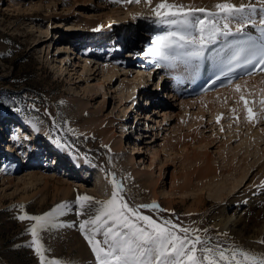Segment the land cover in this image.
<instances>
[{
    "label": "rangeland",
    "instance_id": "374dc122",
    "mask_svg": "<svg viewBox=\"0 0 264 264\" xmlns=\"http://www.w3.org/2000/svg\"><path fill=\"white\" fill-rule=\"evenodd\" d=\"M106 1L0 0V125L12 123L14 128L19 124L20 130H26L21 131L25 132L21 136L33 130L41 134L38 139L34 137L30 146L22 144L29 136L19 142L28 152L24 156L13 153L20 148L18 142L12 150L10 141H0V264H41L35 247L29 246L33 240L29 229L34 222L21 221L18 217L25 213L43 215L61 204L71 206L55 218V223L61 226L41 233V243L51 250L45 253L46 258L67 264H97L85 233L79 229L86 216L79 208L77 196L87 195L94 201L109 200L114 190L112 175L124 185L123 195L130 206L155 202L165 210L141 208L143 215L152 216L158 222L170 219L180 227L199 230L202 237L215 239L218 235L215 224L238 211L245 215L246 221L256 218L264 222V175L261 172L264 169V123L252 130L239 126L231 112L235 102H231L229 108H220L213 118L208 112L205 117L199 115L203 118L200 128L209 138L212 165L217 167L218 173L207 179L208 183L199 182L195 175L187 190L186 202L176 198L173 209L169 208L172 186L182 184V180L173 184L172 174L180 176L192 172L201 167L199 163L184 162L182 158L174 160L175 157L167 162L157 200L140 187L128 166L124 171L119 168L122 166L118 161L119 153L111 147L116 139L123 140L122 156L135 155L136 168L144 172L150 169L151 151L158 150L166 137L174 138L172 132L177 125L185 133L188 125L180 123L192 121L193 126L198 110L182 112L179 99L185 96L182 93L185 85H181V92L176 94L168 69L156 67L152 58L142 54L163 31L153 23L154 16L138 4H127L129 13L123 9L115 13L126 7V3L120 1L123 6L104 9L101 6H105ZM194 3L181 4L214 10ZM107 21L119 24L101 25ZM93 22L97 23L98 30L92 27ZM258 98L254 93L250 97L256 112L264 106L261 103L264 98L259 102ZM164 113L170 118L165 120ZM220 115L228 119L221 125L217 124ZM260 130H263L262 135H254ZM5 144L10 154L2 152ZM54 154H64L78 161L81 168L91 172L90 180L82 182L80 176L76 180L79 168L67 167L60 161L55 164ZM166 160L162 156L158 166H153L155 178ZM32 164L47 165L56 175L54 178L63 181L51 183L45 192L23 202L19 200L16 187L8 181L24 179ZM233 164L236 171L230 175ZM6 166L14 171L4 177ZM242 177L240 191L230 194L234 183L241 182ZM99 178L106 184L97 188L95 183ZM69 182L73 184V193L64 197L56 188ZM37 186L43 187V184ZM201 194L204 203L200 210L194 211L193 203ZM250 231H246L247 234L258 236L254 229ZM263 233L257 237L259 241L264 238ZM97 239L102 237L97 236Z\"/></svg>",
    "mask_w": 264,
    "mask_h": 264
},
{
    "label": "snow or ice",
    "instance_id": "6c2138e0",
    "mask_svg": "<svg viewBox=\"0 0 264 264\" xmlns=\"http://www.w3.org/2000/svg\"><path fill=\"white\" fill-rule=\"evenodd\" d=\"M145 2L152 5V0ZM213 8L160 0L151 11L153 23L163 31L142 54L152 58L156 67L183 66L193 78L208 62L212 82L224 78L225 87L245 75L264 72V3L257 9L253 3L237 6L224 0ZM258 14L259 20L256 19ZM248 26L251 30H246ZM236 90L240 91L238 83ZM244 105L251 121L254 119L252 109L248 108L246 100ZM111 184L114 190L107 201L77 196L79 208L86 216L79 229L85 233L97 264H264V253H253L235 244L226 248L210 236L202 237L199 230L180 227L170 219L158 222L152 216L143 215L141 208L165 210L155 202L130 206L123 195L124 185L115 175L111 177ZM70 208L68 204H61L43 215L25 213L18 217L21 221L34 222L29 229L33 237L29 246L35 247L41 264H67L46 258L45 253L51 250L41 243V233L60 227L55 218ZM258 242L264 244V239Z\"/></svg>",
    "mask_w": 264,
    "mask_h": 264
},
{
    "label": "bare ground",
    "instance_id": "6f19581e",
    "mask_svg": "<svg viewBox=\"0 0 264 264\" xmlns=\"http://www.w3.org/2000/svg\"><path fill=\"white\" fill-rule=\"evenodd\" d=\"M120 1L125 2L126 7H121L119 8V10L117 9L115 13H120L122 9L125 10L126 13H129L130 10L127 4H131V5L138 4L140 5V7L144 8L148 14H151V15H153L151 11V7L155 6V4L160 2V0H152V5L149 6L146 4L145 0H140L139 3H136V0H131V2H129V0H114V1L107 0L105 3L106 5L101 6V7L104 9L105 7L107 8L110 7L109 9H112L111 6L113 5L115 7L118 5H122L120 4ZM66 2L67 0H63V3H66ZM169 2L177 3V4L195 2L194 4H197L200 6L206 5L207 7H211L212 9H213L212 5L215 4V1L213 2V1H206V0L205 1L203 0H195V1L193 0H178V1L169 0ZM231 3L237 6H239L241 3L245 5L249 3H253L255 4L257 9H259V6H261L262 3H264V0L263 1L262 0H231ZM258 16L259 14L256 17L257 20H259ZM111 23L115 25L119 24V23H115L112 21H107L106 23H101V25L105 27V25L111 24ZM91 25L93 28L98 29L96 22H93ZM246 30H251V27ZM167 69L169 71L168 73L169 77L173 78L174 88L173 87L172 88L176 94L177 92H181V89H179L181 85H185V88H187L188 84L194 79L192 75L183 66L177 67L175 69H172V68H167ZM109 70L110 69H108L107 71L109 72ZM141 75L138 76L139 78L141 77L140 79H142ZM237 83L240 85L239 92L236 90ZM251 83L254 84L253 87H251ZM98 85L101 86V82H98ZM253 93L257 94V96L259 97L258 102L260 101V99L264 98V72L262 74L253 75L249 78L240 79L234 82L228 88H225V89H222L214 93H210V94H203L196 98H189V96H186V91H185L184 92L185 96L180 97L179 99L181 100L180 108L182 112L184 113L190 112V110H195V111L196 109L198 110L197 111L198 116L197 115L194 116V119L196 120V122L193 124V126H192L191 120H190L191 122H187L186 124L183 122L180 123V124H184V126L188 125V130L186 131L187 133L186 132L184 133L183 129L179 127L178 125L175 128H173L172 133H173V136L175 137L173 138L172 136L169 135L170 137H166L164 139L163 145L158 150L151 151V157H150L151 164L149 167L150 169L146 171L144 170V172L136 168L137 161L135 159V155L126 154L122 156L121 151L124 148V145L122 144L123 140L116 139V141L113 142L111 147L116 153H119L118 161H121L120 165H122V166H119V168L122 171H124V169L128 166L130 175L135 179L136 182L140 183V187L147 189L151 193L152 199L157 200L159 196L158 189L164 183L162 181L163 173H165V170L163 168L166 166L167 162L169 163L171 159L175 157L174 160L182 158L184 162L193 161L195 163H199L201 167L192 172L188 173L187 171V173H184L183 175H180V176H178L177 173L172 174V183L174 184L175 182L182 180V184L180 186H175V185L172 186V192L170 194V199H169V208L173 209L176 198H180L182 199L183 202H186L187 190H189V187L192 186L195 175L197 177L196 179L199 182L201 181L205 183L208 181L207 179H209L215 174L217 175L218 173L217 167L215 168V166L212 165V160H211L212 158L208 152V147L210 146V143H208L209 138L207 139V136L203 134L204 132L202 128H200V126L203 123V118L199 117V115H201L202 117H205L206 112H208L211 115L210 117L213 118V115L217 114L220 108H222L223 106H227L229 108L231 102H235L236 104L234 105V107L231 108V112L236 116L238 125L241 127L242 126L247 127V129L252 130L254 126H258L259 124L262 125L264 123V106L259 105L260 110L258 112L255 111V109L253 108L254 103L250 100V97L252 96ZM176 94L175 96H177ZM241 96L244 97V100H241ZM176 99L178 100L177 97ZM245 100L248 101V108L252 109V112L254 115V119H252L251 121L249 120L248 111L244 105ZM87 103L88 102H86V104ZM163 117L166 120L170 118V115H168V113H164ZM227 120L224 116L220 115L217 120L218 121L217 124L221 125L224 121H227ZM18 126L20 125L16 124L14 128L17 129ZM231 126L233 127L234 124ZM2 127H3L2 132H4L5 130V132L6 131L9 132V134L11 130H14V128H12V123L4 124ZM18 130H20V128H18ZM16 132L21 133V131L20 132L16 131ZM221 132H224V131L222 130ZM259 133L262 135L263 130L257 131L254 135H257V134L259 135ZM40 135H41L40 131H37V130L28 132L26 133L25 136H29V140H26L22 144L26 143L27 146H30V144L34 142L33 141L35 139L34 137H37L38 139L40 138ZM251 136L252 135H250V138ZM241 137L244 138L243 135ZM217 139L219 140V142H221V138L218 137ZM229 140H226V141L229 142ZM190 143H192L193 145L192 147L194 148H192L189 145ZM19 147L20 148L15 149L16 148V144H15L13 147L10 146L9 148H12V150L15 149V152L12 151L15 154V156H19L21 154L24 156L28 154L27 150L26 149L24 150V147H21V144L19 145ZM135 148L133 150H135ZM148 150H151V149H148ZM162 152H164V154H162ZM47 156L51 157V153H48ZM162 156H165L167 160L166 162H162L163 166L159 168V175L157 178H155V168L154 169L152 168L156 164H157L156 167L158 166L159 164L158 160L162 158ZM53 157H54L53 160L55 164H58L60 161L61 164L67 167L71 166L74 169L75 167H78L80 175H78V177L76 176L77 177L76 180H79V176L81 177L80 181L82 182L90 180L89 178L92 175L91 172L88 171L87 169L81 168L80 163L76 161L75 159H73L72 157L65 156L64 154H59V155L54 154ZM234 157H235V154H234ZM144 163L145 162H143V164ZM235 166L236 165L233 164L232 168L230 169L229 171L230 175H233L232 172L236 171ZM47 168H48L47 165L44 167V166H40V164H32L27 169L26 171L27 173L24 175L25 176L24 179L19 178V180L17 181L15 180L8 181V183H10L11 185L13 184L16 187V192H19V200L23 202H28L31 198L36 197L39 193L45 192L51 183L57 182L59 184L60 182L63 181V180L61 181L60 178L55 179L54 177H56V175L54 174V172L50 171V169L49 168L47 169ZM5 170H6V173L4 174V177H7L10 173L11 174L13 173L14 168H9L6 166ZM261 172L264 175V169ZM243 179L244 177H242L241 182L237 181L234 183L233 188L230 190V194L233 195L234 193V195H236V193L240 191L238 187L239 185L241 186L243 184ZM41 183L43 184V187H38L37 185ZM95 184L97 188H100L102 186H105L106 183L102 182V179L99 178L97 179ZM56 190L58 193L62 192L64 197H69L73 193V184L70 182L68 184L65 183L62 186L57 187ZM196 198L197 199L193 203L194 211L200 210L201 205L204 203V200H205L202 194ZM220 220L221 221H218L215 224V227L217 228L216 230L217 232L215 233L216 235L217 234L218 235L216 236V238L214 237L215 239H213V241H219L221 245L224 247H230L231 245L235 244L253 253H258V254L264 253V244L259 243L258 242L259 240L257 239V237H259L260 235L262 236V233L264 232V222H260L259 219H256V218L255 219L253 218L250 221H246L247 219L245 218V215L241 214L240 211H238L237 214L235 213L233 215L226 216L224 219H220ZM251 229L252 230L254 229L256 234H258V236L247 234L246 231H250Z\"/></svg>",
    "mask_w": 264,
    "mask_h": 264
}]
</instances>
